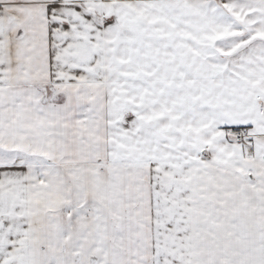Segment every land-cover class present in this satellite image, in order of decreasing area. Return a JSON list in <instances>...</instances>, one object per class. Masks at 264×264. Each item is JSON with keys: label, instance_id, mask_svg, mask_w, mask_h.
<instances>
[{"label": "snow or ice", "instance_id": "snow-or-ice-1", "mask_svg": "<svg viewBox=\"0 0 264 264\" xmlns=\"http://www.w3.org/2000/svg\"><path fill=\"white\" fill-rule=\"evenodd\" d=\"M0 264H264V0H0Z\"/></svg>", "mask_w": 264, "mask_h": 264}]
</instances>
